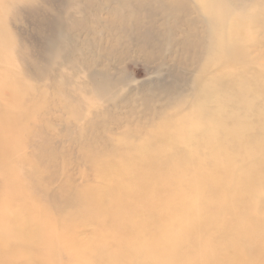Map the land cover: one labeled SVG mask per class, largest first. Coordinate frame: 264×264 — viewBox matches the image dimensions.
<instances>
[{"label": "rangeland", "instance_id": "rangeland-1", "mask_svg": "<svg viewBox=\"0 0 264 264\" xmlns=\"http://www.w3.org/2000/svg\"><path fill=\"white\" fill-rule=\"evenodd\" d=\"M152 1L147 8L159 10L153 17L161 34L158 48L132 42L134 33L111 27L124 23L115 17L121 12L137 20V0H39L22 6V16L15 17L4 15L0 4V27L8 42L0 49L13 58L16 47L15 62L0 61V264H108L121 243L111 234L118 228L110 210L121 201L123 207L136 204L150 192L158 198L176 193L159 185L168 171L175 172V161L182 170L197 167L198 159L185 148L156 160L153 146L172 148L175 121L191 109L187 101L199 88L194 76L200 69L206 24L190 0ZM159 3L164 5L160 9ZM217 4L224 34L230 22L245 35L251 27L256 32L255 8L243 9L248 15L240 18L235 0ZM55 17L66 22L69 43L63 59L46 70L47 62L34 47L40 45L44 23ZM260 53L264 44L251 56ZM25 56L33 61V70L24 68ZM242 68L237 64L232 70L243 73ZM218 69L210 79H220L221 71L214 74ZM94 70L115 76V97L100 103L83 90L89 87L87 81L80 85L83 72ZM81 90L92 100L88 107H80L84 101L75 96ZM176 100L183 109L174 108ZM31 143L34 147L29 148ZM140 158L160 164L139 165L129 179L111 175L121 174L132 159L143 162ZM137 207L144 209L140 214L151 228L165 223L166 215L151 204ZM228 227L223 229L230 231ZM120 229L126 237L137 235L128 227ZM54 244L56 262L51 260ZM101 247L104 263L96 258Z\"/></svg>", "mask_w": 264, "mask_h": 264}, {"label": "bare ground", "instance_id": "bare-ground-1", "mask_svg": "<svg viewBox=\"0 0 264 264\" xmlns=\"http://www.w3.org/2000/svg\"><path fill=\"white\" fill-rule=\"evenodd\" d=\"M190 1L200 13L202 23L206 24L200 69L194 76L198 92L187 101L191 109L175 121L177 136L173 147L161 150L153 147L156 160L165 152L174 154L175 149L185 148L191 157L198 159V165L194 170H182L180 161H175V172L168 171L166 177L159 179L161 187L177 190L174 194L158 198L150 192L129 207H123L122 201L115 203L118 207L110 210V214L115 216L118 229L111 234L121 243L118 242L116 250L110 253L108 264H264V53L251 56L255 48L264 44V0H235L240 18L248 15L243 9L255 8L257 30L255 27L254 32L251 27L246 35L233 22H230L228 34L220 30L223 16L217 0ZM37 2L39 0H1L0 4L4 15L15 17L22 16V6ZM137 2L138 9H133L138 13L136 21L121 12L115 17L125 19L124 23H112L111 27L121 26L129 34L134 33L132 42L137 40L146 48H158L161 34L153 17L159 10L153 5L147 8L154 4L152 0ZM162 6L159 3L158 8ZM146 18L151 20L150 24L145 22ZM65 26L66 22L64 24L60 17L43 25L40 45L34 48L40 50V56L47 62L46 70H51L63 59V47L67 48L69 43L68 33L63 31ZM5 34L0 27V47L7 48ZM15 48L13 54L11 52L13 58L1 48L0 61L15 62ZM33 64L31 58L25 56L24 68L30 70ZM237 64L243 66V73L232 70ZM215 68L219 69L214 74L221 71L222 75L212 80ZM83 74L84 82L80 85L89 83L83 90H89L94 100L103 103L115 97L119 83L114 75L97 70ZM83 90L75 95L77 100L84 101L80 105L82 108L92 102ZM173 106L183 109L181 100H176ZM139 160L143 162L136 163L132 159L121 174L113 172L111 175H117L119 180L129 179L139 165L156 167L160 164L156 160L144 161L146 158ZM68 200L70 203V198ZM145 204H151L166 215L161 228L153 229V225L142 219L140 213L144 209L137 205ZM235 221L240 223L234 226L232 222ZM225 225L230 231L223 229ZM121 226L135 230L137 235L126 237ZM103 249L105 247L99 249L96 257L101 263L106 261ZM57 250L54 244L51 255L54 262L58 260ZM254 251L259 254L253 255Z\"/></svg>", "mask_w": 264, "mask_h": 264}]
</instances>
